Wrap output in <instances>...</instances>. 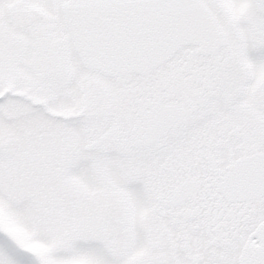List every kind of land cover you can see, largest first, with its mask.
<instances>
[{"label":"snow or ice","instance_id":"obj_1","mask_svg":"<svg viewBox=\"0 0 264 264\" xmlns=\"http://www.w3.org/2000/svg\"><path fill=\"white\" fill-rule=\"evenodd\" d=\"M0 264H264V0H0Z\"/></svg>","mask_w":264,"mask_h":264}]
</instances>
